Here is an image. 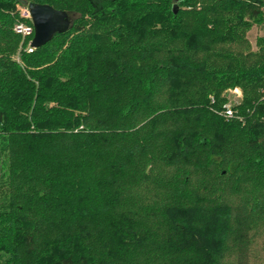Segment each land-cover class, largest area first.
<instances>
[{"label": "trees", "instance_id": "1", "mask_svg": "<svg viewBox=\"0 0 264 264\" xmlns=\"http://www.w3.org/2000/svg\"><path fill=\"white\" fill-rule=\"evenodd\" d=\"M19 1L73 15L21 60ZM205 1L0 0V264H133L149 245L163 264L220 263L247 208L184 187L194 167L264 186V60L211 66L198 52L235 36L245 14L263 24L264 0ZM233 86L244 98L226 118ZM161 163L182 183L151 208L164 228L153 239L140 213L151 209L123 199Z\"/></svg>", "mask_w": 264, "mask_h": 264}, {"label": "rangeland", "instance_id": "2", "mask_svg": "<svg viewBox=\"0 0 264 264\" xmlns=\"http://www.w3.org/2000/svg\"><path fill=\"white\" fill-rule=\"evenodd\" d=\"M209 5L210 2L201 0L199 7H208ZM223 16L226 17L225 13H223ZM71 17L73 18V15ZM210 17L209 19H211ZM244 19L248 24L244 22L237 24L235 36L220 42L210 50L199 51L198 57L206 60L211 66L217 65L220 67H225L228 62L235 63L237 60L246 64L263 61L264 23H257L249 14H245ZM21 46L22 41L13 55L17 60H21V53L23 52ZM164 89L167 88L162 87V91H159L158 100L164 98ZM222 98L225 100L222 107L224 105L236 106L244 98L243 89L240 86L229 87L223 91ZM167 165L168 163L157 165L154 169L155 172H148V179L136 185L131 194L129 193L128 196L124 197L123 208L125 210H149L157 207L156 205L159 203L170 201V196H173L176 192L175 189L177 188L175 187L182 182L179 185L172 182L178 178L177 173H180V170L174 166L169 168ZM196 168L194 167V173L190 174L191 176L188 178V185L186 187L180 186L182 188L188 187V190L195 196L194 201L199 199L207 205L229 202L235 206L234 208L239 214L247 208L248 215L245 216L246 221L243 220L244 228L242 227L238 232H236L237 230L234 231L229 237L219 264H264V186L254 185L253 180L250 178L241 180L244 182L240 185L233 184V181H228L230 176L225 179L221 178L220 172H226L222 168ZM159 174L161 177L158 178ZM183 179L184 175L180 177V180ZM236 186L240 187L237 188ZM255 198L259 199L261 203V206L258 205L259 208L257 209H253V206L257 203H254ZM125 199L131 201L127 202ZM140 213L142 214V221H140L146 227L148 226L151 237L157 239L162 236L164 228L158 224L161 219L160 216L152 209L146 211L145 214ZM234 225V229H237L235 222ZM153 249H155L154 246L149 245L146 250L139 251V255L132 258L133 264H163L162 260L156 259L155 256L157 255L148 254L153 253Z\"/></svg>", "mask_w": 264, "mask_h": 264}, {"label": "water", "instance_id": "3", "mask_svg": "<svg viewBox=\"0 0 264 264\" xmlns=\"http://www.w3.org/2000/svg\"><path fill=\"white\" fill-rule=\"evenodd\" d=\"M35 36L32 45L42 47L50 42L57 33H65L72 25L69 12L47 4L30 3Z\"/></svg>", "mask_w": 264, "mask_h": 264}, {"label": "built area", "instance_id": "4", "mask_svg": "<svg viewBox=\"0 0 264 264\" xmlns=\"http://www.w3.org/2000/svg\"><path fill=\"white\" fill-rule=\"evenodd\" d=\"M13 14L16 16L13 31L22 37L21 48L26 53H33L36 49V47L32 45L35 36V25L30 3L24 1L17 2ZM220 112L226 118H232L235 116V111L231 105H224Z\"/></svg>", "mask_w": 264, "mask_h": 264}]
</instances>
